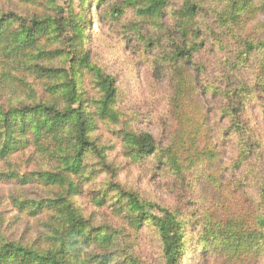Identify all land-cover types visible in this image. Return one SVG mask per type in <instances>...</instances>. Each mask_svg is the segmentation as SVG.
Wrapping results in <instances>:
<instances>
[{
	"label": "trees",
	"instance_id": "obj_1",
	"mask_svg": "<svg viewBox=\"0 0 264 264\" xmlns=\"http://www.w3.org/2000/svg\"><path fill=\"white\" fill-rule=\"evenodd\" d=\"M16 1L43 9L27 18L0 2V161L8 163L23 153L29 160L42 159L45 166L26 173L0 171V181L25 185L35 180L54 192L43 199L12 196L18 212L46 219L31 244L1 236L0 264H143L129 252L128 242L120 240L118 221L133 232L150 226L162 264H180L192 235L180 210L155 204L116 182L118 169L108 159L114 145L98 139L100 124L115 126L123 120L114 77L92 63L84 48L93 24L91 18L85 22L88 8L74 13L54 6L58 0ZM80 1L91 7L107 2ZM171 4H113V16L128 8L134 13L128 29L149 51L153 78L165 71L170 87L160 119L164 145L151 132L136 128L133 120H125L117 138L125 157L133 162L152 157L179 185L188 177L195 180L198 172L210 177L209 166L219 163L213 173L219 171L221 181L211 180L218 197L195 219L199 240L194 247L205 249L202 243L209 242L207 250L234 264H264V134L243 117L246 102L255 98L264 122V21L257 19L264 0H180L174 9ZM58 37L65 43L66 52L60 55H67L68 69L44 62L51 54L45 43ZM208 54L214 55L210 63L217 67L213 81L206 77ZM83 71L92 77L98 98L82 91ZM22 74L46 81L43 96L36 95ZM9 91L14 92L6 98ZM207 96L220 101L218 115L224 122L216 130L218 137L234 141L225 166L220 164L223 150L210 123ZM227 169L231 172L224 178ZM101 176L104 182L93 200L112 215L111 222L96 226L72 199Z\"/></svg>",
	"mask_w": 264,
	"mask_h": 264
},
{
	"label": "rangeland",
	"instance_id": "obj_2",
	"mask_svg": "<svg viewBox=\"0 0 264 264\" xmlns=\"http://www.w3.org/2000/svg\"><path fill=\"white\" fill-rule=\"evenodd\" d=\"M1 1L8 4L5 3L4 5L7 10L11 9L16 14L27 18L38 10L43 9H40L41 7L38 4L25 6L16 0ZM115 1L117 3L120 2V0H107L104 4L101 2L95 7H91L81 6L80 0H58L54 2V6L59 8L68 7L74 13L78 12L82 7L88 8V11L84 12L85 22L87 24L88 19L91 18L93 24L90 28L91 30H89L84 48L89 51L91 62L102 67L116 81L118 87L117 102L121 113V121L123 120V122L115 126L108 123L100 124L96 132L101 144L114 145L112 149L108 150V159L118 169L116 182L120 183L124 188H129V190H137L142 198L155 204L173 205L180 210L187 221L186 227L192 234L187 239V246L190 250L185 253L186 257L181 259L180 264H234L227 257L225 259L220 258L219 255L207 250L210 246L209 242L202 243V245H205V249L197 250L194 247L195 241L198 242L199 240L197 235L199 223L195 219L203 214L205 209L210 207L218 197V195L215 196L216 190L213 188L211 180L219 178L221 181L222 176H220L219 171L213 173L214 168H218L219 163H216L215 167L209 166V170H211L210 177H207V173L198 172V177L195 180H191V177H188L184 184L179 185L181 182L175 180L174 177H169L162 166L158 164V161L152 157L133 162L124 156L120 140L116 134L118 129L124 125L125 120H133L132 124L134 123L136 128L151 132L157 142L164 145L166 136L164 137L161 133L162 122L160 119L166 110L170 87L166 81L165 71L158 78H153L150 64L152 57L148 53L149 51L143 45L139 46L136 41L137 38L133 36V31L128 29V24L135 20L134 13L132 14L128 8L123 13H119L118 16L111 15ZM170 1L172 9H174L179 5L180 0ZM49 13L52 12L49 11ZM170 13L171 10L168 11V14ZM257 19L264 21V9L258 11ZM169 22L171 20H168V24ZM64 37L65 34L62 38ZM45 49L51 52L44 61L46 65L69 68V64H67L69 59L68 61L65 59L67 55H60L61 52H66L65 43L60 37L45 43ZM205 60L210 63V61L215 60V57L208 54ZM216 68L215 64L210 63V69L206 75L208 79H212V81L215 79L214 72ZM22 77L34 85L37 96L38 93L39 96H43L42 87H44L43 84L46 81L36 79L34 75L26 74L23 76L22 74ZM82 91L87 97H99L92 77L86 71H83ZM13 92L9 91L6 98H9ZM19 94L23 95L22 93ZM205 102L212 109L210 123L215 128L214 133L218 140V145H222L223 153L220 156V164L225 166L232 157L234 141L231 139V142L226 143L224 141L225 137H218L216 132L219 128L218 126L220 124L223 125L224 122L219 119L218 115L219 99L207 96ZM243 117L250 126L255 127L257 130L259 129L264 134V122L255 98H251V100L246 102ZM41 166H45L42 159L29 160L26 154L23 153L11 156L8 163L0 161V171L4 172L14 170L19 173H26L37 170ZM230 172L231 170L227 169L224 178L229 177L228 174ZM191 181L192 185L190 184ZM103 182L104 176L98 177L94 185L93 182L91 186L84 187V193L72 199L76 201L75 204L83 210L84 215L92 220L96 226L111 222V210L97 207L93 200L95 194L99 193L98 190L103 185ZM221 186H219V190ZM53 192L52 188L42 183H36L35 180L25 185L13 181H0V237L3 236L12 240H19L25 244H31L41 232V222L46 217L45 215H42L44 217L39 215L35 219L30 215L27 216L24 212H18L11 198L13 195H18L23 198L43 199L51 197ZM28 210L31 211L30 209ZM115 227L121 230L122 236L120 240L128 242L129 252L139 256L141 263L162 264L160 244L150 226L144 225L137 232H133L131 227L118 221V225Z\"/></svg>",
	"mask_w": 264,
	"mask_h": 264
}]
</instances>
